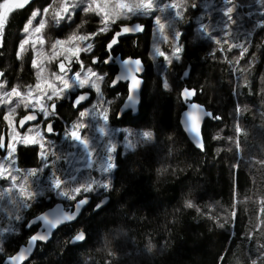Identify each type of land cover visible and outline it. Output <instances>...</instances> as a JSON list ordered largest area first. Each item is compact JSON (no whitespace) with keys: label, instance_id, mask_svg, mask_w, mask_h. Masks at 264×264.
<instances>
[{"label":"trees","instance_id":"obj_1","mask_svg":"<svg viewBox=\"0 0 264 264\" xmlns=\"http://www.w3.org/2000/svg\"><path fill=\"white\" fill-rule=\"evenodd\" d=\"M137 2L130 1L131 4ZM49 3L52 0H31L23 9L14 11L5 25L3 46L0 47V71L5 75L0 77V83L6 82V90L20 86L26 91L28 85H35L37 70L31 66L33 58L44 61V78L58 71L55 62L47 63L51 43L58 38L66 39L82 21H88L79 29L82 34L96 32L102 27L100 17L85 16L83 12L75 16L73 22H61L59 27L51 16L44 17L46 27L39 36L46 42L40 45L39 38L34 39L42 55L33 52L30 44L24 59L17 60L19 44L27 35L23 33V27L33 11ZM153 4L155 9L149 16H133L131 20L118 18L116 23L109 25L111 30L91 40L94 45L91 52L81 53L83 63L105 77L101 104L107 101L103 107L112 119L109 127L120 130L114 140L116 167L108 175L110 188L87 194L92 200L90 207L74 224L57 230L48 244L39 245L28 264H252L264 246V165L256 163L264 160V0H231V3L228 0H153ZM170 4L177 7L172 8ZM227 7H233L231 21L224 15ZM178 11L180 19L176 18ZM156 17L161 22L168 20L164 34L171 32L169 22L181 32V59H173L171 65L164 57L153 56L156 44L169 58L175 47L171 37L168 42L162 37L156 40L160 35ZM37 18L33 26H38L41 18ZM135 22L146 27L145 33L120 40L111 55L142 60L145 73L141 105L137 116L124 115L117 120V110L127 90L121 84L110 90L116 68L112 62L103 63L109 57L105 50L119 26ZM203 26H207V31L217 39H224L227 30L248 51L243 58H240V48L228 51V44H223V51H220L221 45L201 31ZM214 26L217 27L215 32ZM93 56L100 62L93 64ZM78 66L73 65L75 69ZM185 71L189 73L187 76H184ZM165 81L168 88L164 87ZM245 83L249 87H244ZM184 89H195L196 94L189 100L222 118L204 123V153L189 143L178 123L184 109L185 100L181 95ZM80 92L93 95L91 88L77 93ZM1 93L0 97L3 96ZM77 93H71V96ZM16 103V99L12 105L0 101V132L7 127L9 135L3 115ZM96 103L91 102L85 109H92ZM237 106L244 109L239 116L235 112ZM57 111L59 116L66 117V123L77 115L69 104H59ZM25 112L21 104L13 114V120ZM94 115L96 118L90 119V128L99 124V107ZM237 122L242 127L239 137L235 132ZM145 130L153 132L152 141L141 142L131 150L125 147L129 140L136 139L129 133ZM237 139L241 144L239 152L236 150ZM46 154L50 167L42 175L41 182L45 185L53 172L61 171V177L65 174L61 161L51 160L53 149H47ZM2 161L0 156V163ZM40 164L37 149L18 146L15 165L9 159L3 161L6 173L14 175L16 180L13 182L4 176L0 185L6 189L22 187L28 181L32 185L39 176L26 173ZM9 168L13 169L10 173ZM88 176L106 179L99 173L89 172ZM71 183L76 185V181ZM2 194L1 210L18 211L24 217V220L16 219V232L8 234L2 244L8 254L4 259L12 256L36 230L26 231L25 222L56 203L67 207L75 202L53 198L48 193L30 199L26 198V193L16 192L13 197V192L9 200L6 190ZM103 197L108 198L106 206L94 212V206ZM185 200H191L195 206L186 208ZM21 204L28 206L21 208ZM80 230L86 234L83 243H67ZM259 264H264V259Z\"/></svg>","mask_w":264,"mask_h":264},{"label":"snow or ice","instance_id":"obj_2","mask_svg":"<svg viewBox=\"0 0 264 264\" xmlns=\"http://www.w3.org/2000/svg\"><path fill=\"white\" fill-rule=\"evenodd\" d=\"M31 3V0H2L0 2V47L3 46V34L5 25L8 23L11 14L19 9H23L28 4ZM228 3H231V0H228ZM154 7L153 0H138L135 4H128L123 2V0H52V3L47 4L42 9H37L32 12L31 17L26 22L23 27V33L27 34L20 42L19 48L16 52L17 60H23L25 53L28 51V45L31 44L33 52L37 55H42V53L36 47V40L32 39V35L36 34L39 38V44L44 45L45 39L39 34L42 33V30L46 27V20L41 18L38 26H33V21L37 19L38 16L47 17L51 14L54 24L59 27L61 22H73L74 17L79 15L81 12L85 16L92 14L100 17V27L96 32L82 34L79 32V29L82 28L85 24L88 23L87 20L81 22L77 25L76 30H74L66 39H56L51 43V53L47 55V63L56 62L58 71L51 72L47 79L44 78V61L38 60L36 58L32 59L31 66L36 69L37 82L35 85H28L26 91H22L19 87H12L10 91H5L3 96L0 97V101L6 102L8 105L13 104V97L16 98V106L10 107L8 112L3 115V119L8 122V126L11 128L13 125V114L16 112V108L21 104L24 106L27 114L23 115L19 119L20 128H25L26 125L30 122H36L37 124L43 123L44 128L42 131L46 132L48 136L56 134L55 124L52 122V118L58 116L57 101L71 99L72 106L79 111V106L89 99L88 92H81L77 95L70 96V93H75L77 88H91L94 89L98 95L96 105H93L92 109L87 111H79L80 118L83 119L86 116H92L93 119L96 118L94 111L97 107H100L99 119H102L105 122V126L99 127V132L101 134L106 133V125L108 121L107 110L101 106L103 93L98 87L97 83L94 81L99 80L103 81L104 76L98 74L93 68L86 66L83 63L81 58L82 52H91L94 48V45L88 41L94 39L96 36L105 33L109 30L110 24L116 23V20L120 17L131 20L133 16H149L151 10ZM172 8H176L177 5H170ZM195 7V5H193ZM233 7H227L224 15L232 20ZM176 18H181V13L178 11L176 13ZM234 22V21H233ZM155 24L159 26V34L162 37L164 42H168L170 37L175 44L174 51L172 53V58L166 56L158 44L154 45L153 56H162L168 62L169 65L173 63V59L179 61L181 59L180 53L182 52V46L179 44L181 37V32L176 30L173 22H169V28L171 29L170 34H164L165 25L161 23L159 17L155 18ZM145 31V26L141 23H134L132 25H122L119 31H114V34L106 45V49L109 53L108 59H105L103 63L108 64L112 60L117 59L111 55L114 46L118 45L120 38L129 34H137ZM201 31L207 33L208 39L214 40L215 43L221 45L220 51H223V44H228V51H231L233 48H240V58H243L244 54L248 51L247 47L244 44L238 42V38L234 37L232 33L225 30V38L217 39L211 35V32L207 31V26H203ZM68 47H65V46ZM215 53H213L214 55ZM100 61L98 58L93 56L92 63L97 64ZM122 71L117 75L113 81L112 86L115 87L121 81L127 82L128 88V97L125 103V108L135 109L136 104L139 100V92L142 84V78L137 76V73L143 72V66L140 59H124L121 61ZM236 63H239L237 59ZM74 64L80 65V70L75 71L73 68ZM71 73V75H69ZM189 73L184 72V76H187ZM5 73L0 71V77H4ZM59 81L60 83H56ZM4 84L0 83V89H3ZM164 87L168 88L169 85L167 82H164ZM244 87H249L248 83L244 84ZM196 94L195 89H184L181 93L184 100L187 102L192 96ZM239 95V92H237ZM51 102L49 104L48 102ZM103 103H107L104 101ZM190 111L185 113V125L186 131H189L192 134L193 141L197 147L202 151L204 150V145L202 141L201 131L199 121L203 117H208L213 120L222 119L220 116L215 115L212 112L205 111L201 106L196 104H191ZM49 108L51 111H49ZM244 109H241L239 106L235 109L237 116L242 114ZM194 112H198V116L194 115ZM86 125L81 122L74 123L71 128H66L65 139L69 137L71 139V146L75 147L77 144L82 146L83 150L87 153V156L91 158L93 149L91 144L86 140L81 138L79 134V129L84 128ZM236 136L239 137L242 133V127L239 122L235 125ZM17 136H20V139L17 140L16 137L8 138L6 136L0 135V149H4L8 154L9 162L14 166L18 143H23L25 147H32L37 149V156L41 161V164L38 168L31 169L26 173L28 176L38 177L40 173H43L45 169L50 167L49 164V155L46 149V141L44 135L41 134V131H36L33 134V130L29 129L25 134L17 133ZM130 136H135L136 139L129 140L125 145L128 149H134L141 142L152 141L154 134L150 130H145L142 133H129ZM47 147L52 148L54 144L50 141L47 142ZM236 150L239 152L241 150V144L239 140L236 141ZM115 151V145L109 140L106 148V155L100 157L99 168L97 169L102 174H110L112 170L116 167L114 163V156L112 153ZM55 154V153H53ZM68 155H72L69 152ZM61 157H57L60 159ZM67 159V156L63 157ZM95 161L89 159L87 167L92 168ZM256 163L264 165V160H258ZM234 168H238V165H233ZM17 171H19L17 169ZM0 176H3V172L0 171ZM5 179H11L15 182L16 177L9 174L4 177ZM76 181L74 186L70 181ZM49 188L48 191H54L55 195L66 200L75 201V210H72V206L69 205L66 208L60 209L58 214L55 215V218H49L48 214L39 216L36 220H33L31 223L25 222V227L32 229L34 226H39L40 231L31 235L28 241V247L19 251V255H12L9 257L11 264H17L18 261H24L28 258L33 250V248L38 246L39 241H48L53 235V230L57 229L58 226L64 224L65 222H72L77 219L81 213V209L89 203V199L84 193L95 191L96 189L102 188L108 190L110 188V180L107 178L105 180H100L95 177H89L87 180H76V177L69 174V180L62 182V177L58 176L56 172L52 173V176L49 178ZM21 193H24V188L21 187ZM41 193L29 194L26 198L34 199L35 195H40ZM234 195H235V186H234ZM79 197V198H78ZM103 201L97 203L94 207L95 210H99L103 206ZM264 204V201H262ZM26 204H21L20 207H27ZM184 206L186 208H193L195 205L191 200H185ZM199 210V209H198ZM211 210V209H210ZM264 211V209H262ZM233 218L235 219L236 213H232ZM18 220H24L22 215L16 217ZM223 226V225H221ZM8 232H14V228L7 229ZM86 239V234L84 230L78 231L74 236L70 237L67 243L76 244L78 242L84 241ZM8 255L5 248L0 246V264H5L4 257ZM224 257H221L223 260ZM264 259V246H261L259 255L255 260L252 261V264H259V262Z\"/></svg>","mask_w":264,"mask_h":264},{"label":"rangeland","instance_id":"obj_3","mask_svg":"<svg viewBox=\"0 0 264 264\" xmlns=\"http://www.w3.org/2000/svg\"><path fill=\"white\" fill-rule=\"evenodd\" d=\"M130 1L131 0H123V2L128 3V4H131ZM113 2H116V0H113ZM166 3L169 4L168 2H166ZM170 5H172V4H170ZM152 9L154 10L155 8L153 7ZM158 11H159V14L161 15L162 14V5H160V10H158ZM48 16H51V14H49ZM40 18H44V17L40 16ZM174 18H175V15L173 16V19ZM161 23H163L164 25L168 24V20L166 19V21L161 22ZM157 28L159 30V26L158 25H157ZM215 31H217V27L216 26H214V32ZM164 32H165V29H164ZM217 35H219V32H218ZM32 39L33 40L34 39H38V37L35 34H33L32 35ZM160 39H161V37L159 35L156 40H160ZM88 42L91 43V40L88 41ZM65 47H68V46H65ZM74 70L75 71H77V70L79 71L80 70V66H78L76 69L74 68ZM69 75H71V73ZM47 76L48 75L45 76V79H47L46 78ZM93 79H94V81L97 83L98 87L102 91L103 82L99 81V80H95V78H93ZM1 83H3L4 85L6 84L5 81H2ZM56 83H60V82L56 81ZM14 87H18V86H14ZM86 88H84V89H86ZM6 89H8V88L3 87V89H1V91H0V93L1 92L4 93L5 91H9V90H6ZM79 91H81V89L77 88L75 93H77ZM91 92L93 93L92 102H97L98 95H97L96 91L94 89H91ZM102 93H103V91H102ZM69 95L71 96V93ZM13 99H16V98L13 97ZM102 99H103V97H102ZM63 101L64 100H59V102H61V103ZM48 103L51 104L50 101ZM104 105H105L104 103L101 104V106H104ZM87 110H89V108L88 109H83L82 111H87ZM99 113H100V107H99ZM76 114L77 115H75L76 117L74 118L73 121L64 124V129L63 130H65L66 128H71V126L74 123H76V122L84 123L86 126L84 128H82V129H79L78 131H79V134H80L81 138L86 139L91 144V147L93 149V153H92L91 158H89L87 156V153L83 150L82 146H80L79 144H77L75 147H72L71 146L70 137L66 140L65 139V132H64L62 137H60L58 140H54V141H51L50 138H47V137L44 136L45 137V141H46V149H53V153H55L54 156L51 158V160H54V161H57V162L61 161L62 167L65 170L64 177H62V182L69 180V174L70 173L76 177V180L80 179L81 181L87 180L89 178V176H88L89 172L97 173V174L99 173L100 175L106 176V178L108 179L109 178L108 177L109 174H102L97 169L99 168L100 157L102 155H106V148H107V144H108L109 140L111 141V143H113L115 145V141L114 140H115V137H116V133L118 131H120V130H117V129H113V130L109 129V130H107L106 129V133L105 134H101L99 132V127L105 126V122L102 119H99V124H98L97 127L90 128V125H91L90 119L92 118V116H86L83 119L79 120L80 115H79V113H76ZM17 118L14 120L13 126L15 125V122H16ZM5 123L8 125V122L5 121ZM13 126L11 128L9 127V135L8 136H9V138L15 136L16 139L19 140L20 136L16 135L18 132L16 131V129ZM106 127H107V125H106ZM29 129L33 130V134L36 131H41V134L43 135V132H42L40 126H33V127H30ZM26 132H28V130L27 131H23L20 134L22 135V134H25ZM48 141H50L52 144H54V147L48 148L47 147V142ZM125 142H126V140H125ZM20 145H23V143L22 142L18 143L16 145V148L18 146H20ZM69 152H71L72 155H68ZM58 156L61 157V158L57 159ZM65 156H67V159L63 158ZM1 157L3 158V161L5 162V160L8 159L7 152H6L5 155H3ZM89 159H91L92 161H95V163L93 164L92 168L87 167V165L89 163ZM3 161L0 163V171L3 172V176H0V181L3 179L4 176L8 175L6 173L5 166L3 167ZM59 168H61V166H58V169ZM12 170H13L12 168H9V170H8L9 172L8 173H10ZM43 174H44V172L40 173L39 177L37 178V180L32 185H30L31 184L30 181H28V184H23L22 187L24 188V193H26L27 195H29L30 193L31 194L41 193L40 195H35V198L38 197V196L41 197L45 193L51 194L53 198L54 197L55 198H59L58 196L55 195L54 191H48L49 182L47 183V185H45L43 182H41V179L43 178L42 177ZM56 174L58 176H61L62 172L57 170ZM73 181H75V180H73ZM73 181H70V182H73ZM101 189L102 188H99V189H96L95 191H98V190H101ZM5 190L9 194V195H7V200H9L10 195L13 192H14L13 197L16 196V192L18 194L21 193V187H7V189H6V187L3 188L0 185V202H2L4 200L2 192H4ZM92 192H94V191H92ZM92 192L84 193V195L90 194ZM70 201L71 200H69V202ZM1 208H2V206L0 204V246H2L3 242L7 239L8 234L16 232V223H17V222H15L16 221V217L21 214L18 211H12V210L4 211V210H1ZM9 208L11 209V205L9 206ZM15 210H17V209H15ZM7 215H10V216L8 217ZM9 228H14L15 231L14 232H8L7 229H9Z\"/></svg>","mask_w":264,"mask_h":264},{"label":"water","instance_id":"obj_4","mask_svg":"<svg viewBox=\"0 0 264 264\" xmlns=\"http://www.w3.org/2000/svg\"><path fill=\"white\" fill-rule=\"evenodd\" d=\"M135 23H139V22H135ZM132 24H134V23H131V24H124V25H132ZM121 26H122V25H121ZM121 26L118 27L117 31L120 30V27H121ZM145 31H146V27H145ZM145 31L140 32V33H137V34H129V35L122 36V37L120 38V40L125 39V38H136V37H140V36H142V35L145 33ZM112 36H113V35H112ZM108 43H109V42H108ZM108 43H107V44H108ZM118 46H119V43H118V45L114 46V49H116ZM114 49H113V50H114ZM105 53L109 54L108 51H107V49L105 50ZM113 57L117 58V59L112 60V65L116 68V73L114 74V76H113V78H112V80H111V83H110V85H109V88H110V90H112V89H115L118 85L121 84V85H125V86H126V90H127L126 97H125V99L123 100L122 104L120 105V107H119V109H118V112H117V119L120 120V119L122 118V116L125 115V114H127V113H130L132 117H135V116H137V115L139 114V109H140V105H141V94H142V90H143V86H144V79H143V76H144V73H145V66H144V64H143V62H142V60H141L140 58H132V59H140L141 62H142L143 72H141V73H137V76L140 77V78H142V84H141V88H140V92H139V100H138V103L136 104L135 109H132V108H125V103H126V101H127V97H128L127 82H126V81H121L119 84H117V86L113 87V86H112V81H113V79H114L117 75H119L120 72L122 71V63H121V61L124 60V59H129V58H131V57L122 58L120 54H117V55H115V56H113ZM80 93H81V92H80ZM88 93H89V99H88V100H85V101H84L79 107H84V106H85L86 104H88V103L90 102V100L92 99V94H91L90 92H88ZM77 94H79V93H77ZM191 104L199 105V106H201L205 111H207L206 108H205L204 106H202V105H200V104H198V103H196V102H194V101H192V100H188L187 102L185 101V102H184V109L182 110V112H181L180 115H179L178 123H179V126H180V128H181L183 134L185 135V137H186L187 140L189 141V143H190V144H191V145H192L197 151H199V152H201V153H204V150L202 151L199 147H197V146L195 145V143H194V141H193V138H192V134H191L189 131H186V130H185V129H186V125H185V120H186L185 113H187V112H189V111L191 110L190 107H189ZM73 109H74V110H77V109L74 108V107H73ZM209 112H210V111H209ZM194 115H197V116H198L199 114H198V112H194ZM207 120H211V121H219V120H213V119H210V118H208V117H203V119L199 121L200 131H201V136H202V130H203V127H204V123H205ZM35 124H36V122L30 121V122L26 125V127L31 126V125H35ZM26 127H25V128H20V126H19V121H18V129H19L20 132L24 131V130L26 129ZM45 133H46V132H45ZM2 135L4 136V132H2ZM46 135H48V134L46 133ZM202 141H203V145H204L203 136H202ZM1 150H2V152H4V149H1ZM87 197H88V199H89V203L86 204V205L81 209V213H80V215L77 217V219L74 220V221H72V222H65L64 224L58 226L57 229L53 230V235H54V233H55L57 230H59V229L65 227V226H69V225L74 224V223L79 219V217L82 215V213H83L87 208L90 207V205H91V201H92V200H91V198H90L89 196H87ZM101 201H103L104 203H103V206H102L100 209H102L103 207L106 206V204H107V202H108V198H107V197H104V198L101 199L99 202H101ZM99 202H98V203H99ZM94 207H95V206H94ZM63 208H66V206H64L62 203H56V204H54L52 207L48 208L47 210L43 211V212L40 213L39 215H37V216L33 217L32 219H30L27 223H31L33 220H36L37 217L42 216V215H45V214H48V215H49V218H55V215L58 214L59 210H60V209H63ZM93 209H94V208H93ZM100 209H99V210H100ZM72 210H73V211L75 210V202H74L73 205H72ZM93 211H94V210H93ZM96 211H98V210H95L94 212H96ZM33 228H36V230H35L31 235H33V234H35L36 232H39V231H40V227H39V226H34ZM33 228H32V229H33ZM25 230H26V231H30L31 229L25 227ZM31 235L28 237L26 243L23 244V245H21V246L16 250V252H15L13 255H19V251H20V250H22V249L28 247V241H29ZM53 235H52L51 238H50L48 241H46V242H45V241H39V242H38V246H39V245H46V244H48V243L51 241ZM81 243H83V241L78 242V243H76V244H70V245H78V244H81ZM38 246H37V247H38ZM37 247L33 248L32 252H31V254H30V256H29L28 258H26L24 261H18L17 264H28V263L30 262L32 256L34 255V253H35ZM4 262H5V264H11V261L9 260V257L5 258V259H4Z\"/></svg>","mask_w":264,"mask_h":264},{"label":"flooded vegetation","instance_id":"obj_5","mask_svg":"<svg viewBox=\"0 0 264 264\" xmlns=\"http://www.w3.org/2000/svg\"><path fill=\"white\" fill-rule=\"evenodd\" d=\"M77 95V94H76ZM93 96V95H92ZM92 102V99L90 100V102L88 103V104H86L84 107H79V111H82L83 109H85V108H87V106L90 104ZM57 103V107H58V105L59 104H63V106H64V104H69L72 108H73V106H72V100L71 99H65L62 103L61 102H59V101H57L56 102ZM103 107V106H102ZM49 111H51V109L49 108ZM56 111H57V109H56ZM73 111H74V113H79V111L78 110H74L73 109ZM58 112V111H57ZM117 112H118V110H117ZM27 114V112H25L23 115H26ZM125 115H130L131 116V114L130 113H127V114H125ZM124 116V115H123ZM122 116V117H123ZM22 117V116H21ZM21 117H19L17 120H16V122H15V125L13 126L15 129H16V131L18 132V133H22V132H20L19 131V129H18V121H19V119L21 118ZM66 118V117H65ZM65 118H63V117H61V116H56V117H54V118H52V122L55 124V128H56V134L55 135H51V136H48V135H46V133L44 132V131H42L43 132V135L45 136V137H47V138H50L51 139V141H54V140H58L60 137H62L63 136V133H64V124H66V120H65ZM116 119H117V114H116ZM118 120V119H117ZM110 123H112V119H111V116H110V114H108V121H107V127H106V129L107 130H109V129H114V128H111V127H109V124ZM33 126H40V128H41V130H43V128H44V125H43V123H40V124H35V125H31V126H28V127H26V129L24 130V131H27V130H29V128L30 127H33ZM2 132H4V136H6V137H8L9 138V136H8V130H7V127H3L2 129H1V132H0V135H2ZM6 154V152H5V150H4V152H2V150L0 149V156H3V155H5ZM112 155L114 156L115 155V151L112 153ZM104 198V197H103Z\"/></svg>","mask_w":264,"mask_h":264}]
</instances>
